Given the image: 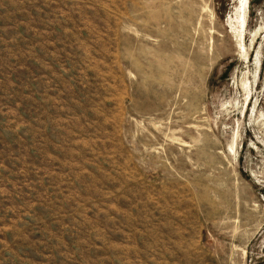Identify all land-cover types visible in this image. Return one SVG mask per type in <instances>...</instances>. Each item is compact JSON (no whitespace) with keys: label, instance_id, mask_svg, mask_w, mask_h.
Returning <instances> with one entry per match:
<instances>
[{"label":"rangeland","instance_id":"1","mask_svg":"<svg viewBox=\"0 0 264 264\" xmlns=\"http://www.w3.org/2000/svg\"><path fill=\"white\" fill-rule=\"evenodd\" d=\"M240 4L0 0V264H264V0Z\"/></svg>","mask_w":264,"mask_h":264},{"label":"bare ground","instance_id":"2","mask_svg":"<svg viewBox=\"0 0 264 264\" xmlns=\"http://www.w3.org/2000/svg\"><path fill=\"white\" fill-rule=\"evenodd\" d=\"M246 2H247V0H241L240 9H241L242 14L240 15V17H241V20L239 21L240 24H242L244 22V17L243 16H244V13H245V4H246Z\"/></svg>","mask_w":264,"mask_h":264}]
</instances>
